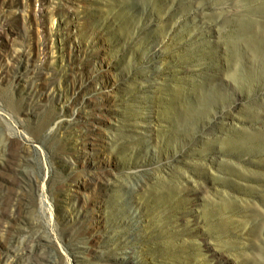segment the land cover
Instances as JSON below:
<instances>
[{
    "label": "rangeland",
    "instance_id": "rangeland-1",
    "mask_svg": "<svg viewBox=\"0 0 264 264\" xmlns=\"http://www.w3.org/2000/svg\"><path fill=\"white\" fill-rule=\"evenodd\" d=\"M36 234L48 264H264V0H0V264Z\"/></svg>",
    "mask_w": 264,
    "mask_h": 264
},
{
    "label": "bare ground",
    "instance_id": "bare-ground-1",
    "mask_svg": "<svg viewBox=\"0 0 264 264\" xmlns=\"http://www.w3.org/2000/svg\"><path fill=\"white\" fill-rule=\"evenodd\" d=\"M43 237L42 234H36L34 236L29 237L27 240L24 241V244L22 245V248L25 251V256L17 263V264H48V261L51 260L52 257H47V254H44L43 252H37L34 254H28L27 252L29 249L35 247L36 243L35 241ZM4 264V263H3ZM5 264H11L9 262H5Z\"/></svg>",
    "mask_w": 264,
    "mask_h": 264
}]
</instances>
